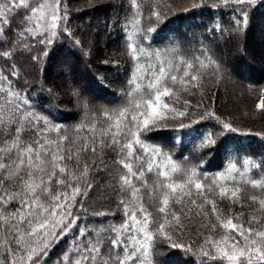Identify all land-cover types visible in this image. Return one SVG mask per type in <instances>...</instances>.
Wrapping results in <instances>:
<instances>
[{
    "label": "trees",
    "instance_id": "1",
    "mask_svg": "<svg viewBox=\"0 0 264 264\" xmlns=\"http://www.w3.org/2000/svg\"><path fill=\"white\" fill-rule=\"evenodd\" d=\"M0 264H264V0H0Z\"/></svg>",
    "mask_w": 264,
    "mask_h": 264
},
{
    "label": "rangeland",
    "instance_id": "2",
    "mask_svg": "<svg viewBox=\"0 0 264 264\" xmlns=\"http://www.w3.org/2000/svg\"><path fill=\"white\" fill-rule=\"evenodd\" d=\"M224 61V60H223Z\"/></svg>",
    "mask_w": 264,
    "mask_h": 264
}]
</instances>
